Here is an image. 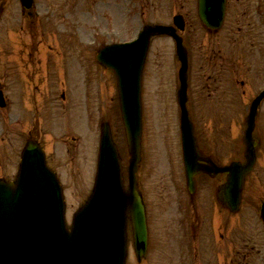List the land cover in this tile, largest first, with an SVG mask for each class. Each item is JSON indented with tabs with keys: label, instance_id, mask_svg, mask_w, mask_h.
<instances>
[{
	"label": "rangeland",
	"instance_id": "374dc122",
	"mask_svg": "<svg viewBox=\"0 0 264 264\" xmlns=\"http://www.w3.org/2000/svg\"><path fill=\"white\" fill-rule=\"evenodd\" d=\"M2 1L0 80L4 82L3 87L9 96L10 108H0V176L13 175L20 148L27 137L33 136L36 129H45L41 136L42 145L48 154V163L62 180L65 216L70 223L74 210L84 201L92 186L99 139L97 123L102 117L111 121L120 154L123 159L127 158L115 76L96 62L98 47L135 37L143 23H171L173 13L181 8L190 19L184 36L186 44L193 51L192 57H197L196 53H200V50L208 52L212 43L208 38H204L203 42L201 35L205 29L194 23L196 0H34L37 16L30 21L31 32L38 34L36 40L31 38L29 50L35 47L41 49L44 61L48 58L52 71L59 69L60 75L51 73L52 81L60 78L64 83L65 79L68 94L66 104L56 105L52 102L37 119V112L33 114L29 110L30 98L28 94H22L18 84L20 73L14 67L22 66V62H15L18 55L29 54L22 42L27 41L31 33L25 37L19 32L22 31L20 20L26 13L17 0H0V3ZM258 12V15H264V0H229L221 29H224L223 32L225 28H242L246 32L253 30L256 26L253 16ZM246 36L251 41L246 55L251 57L253 54L257 58L239 64L240 73L235 75H231L227 68L222 69L217 60L215 66L213 61H206L207 68L199 67L198 75L212 73L209 76L212 93L205 91L204 95H200L197 89H193L189 104L198 145L207 151L218 152L219 156L225 155L220 159L224 162L226 158L238 154L248 102L264 87V44L259 43L258 39L253 40L248 32ZM60 44L61 48L57 47L59 52H56L58 55L50 53V45L55 49V45ZM3 49H6L4 53ZM239 58L237 55V62ZM1 59L9 68L3 66ZM145 59L141 100L142 151L138 177L140 188L148 198L150 244L146 257L150 264H175L179 255L183 264H210L212 260L216 264H223L225 260L221 258L220 261L218 256L217 263L213 248L205 244L209 242L206 233L199 231L197 240L191 237V241L189 238L186 241L184 238L175 240L174 233L170 235L175 223L181 226L176 235H182V231L183 236L190 235L186 233L187 224H184L187 220L186 200L182 198H189V195L181 182L184 170L178 130L179 109L175 100L179 62L173 40L164 36L154 37ZM3 71L7 72V78ZM242 78L245 81L243 86L239 85ZM196 83L197 80L193 78L191 85ZM256 124L258 135L262 136H259L257 161L246 178L242 208L238 215L227 221L229 241L233 237L231 245H236L239 251L228 252L227 264H264V249L257 256L248 252L254 245L257 247L258 242L264 247L263 227L257 220L259 199L264 198V100ZM144 169L148 172L147 180L143 178ZM165 182L170 183V188L162 187ZM215 184L216 181L206 182L198 177L197 196L201 193L206 198L203 191L207 190L214 202ZM204 205L207 206L205 210L211 208L208 199H205ZM220 206L215 205L218 208L214 211L216 225L225 218L226 211ZM200 218L204 224L210 216L200 214ZM241 237L245 240L241 241ZM131 238L128 225L126 258L129 264H137Z\"/></svg>",
	"mask_w": 264,
	"mask_h": 264
},
{
	"label": "water",
	"instance_id": "95a60500",
	"mask_svg": "<svg viewBox=\"0 0 264 264\" xmlns=\"http://www.w3.org/2000/svg\"><path fill=\"white\" fill-rule=\"evenodd\" d=\"M21 1L26 6H30L32 0ZM199 11L201 19L207 24L220 22L224 11V0H200ZM174 19L175 23L182 27L180 17L176 16ZM161 33L171 34L175 38L176 53L181 61L178 71L180 88L177 99L181 105L179 120L185 172L188 185L192 188V173L200 166L195 161L198 156L191 130L192 123L184 106L187 86L186 51L174 28L160 24L145 25L135 40L108 45L97 57L116 74L122 118L132 154L131 164L134 165L139 152L141 69L149 38ZM259 98L260 96L252 101L246 119L244 136L246 163L240 165L237 162L227 167L213 169L214 171L229 169L230 174L223 190V198L230 208L234 209L238 206V189L243 174L250 170L255 160L251 133L254 126L253 115L256 113ZM108 133V129L103 127L95 192L89 203L73 218L74 222L70 230L63 222V202L59 185L56 184L58 204H55V198L51 203L47 195V189H50L55 196L53 182L48 177L52 174L51 171H47L48 175L34 159L31 151H24L16 183L0 182V263L3 261V264H115L116 243L121 237L122 243L124 241L126 208L131 212L134 224L133 237L138 251L144 250L146 227L143 213L134 192L126 194L121 191L119 161ZM261 210L264 220V206ZM119 264H121L120 259Z\"/></svg>",
	"mask_w": 264,
	"mask_h": 264
}]
</instances>
